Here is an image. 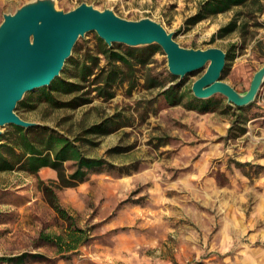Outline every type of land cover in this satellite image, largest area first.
Masks as SVG:
<instances>
[{
    "label": "rangeland",
    "instance_id": "374dc122",
    "mask_svg": "<svg viewBox=\"0 0 264 264\" xmlns=\"http://www.w3.org/2000/svg\"><path fill=\"white\" fill-rule=\"evenodd\" d=\"M26 1L0 0V24L4 13ZM84 1L101 9L111 7L130 19L150 16L174 31L186 47L229 50L237 44L222 78L240 91L250 87L264 65V10L252 2L191 27L186 20L203 0H58V6L71 10ZM240 11L249 26L214 39ZM97 36L91 31L81 37L76 44L79 54L96 50ZM150 66L166 79L164 88H146L143 72L136 88L120 85L113 98L91 91L90 103L58 108L38 101L37 93L30 107L16 108L22 117L72 138L117 116L110 132L88 134L93 143L79 141L85 154L104 157L115 167L91 171L85 181L57 188L61 203L91 236L77 250L64 253L46 235L62 233L68 223L48 202L38 176L19 169L0 171V257L27 254L0 264H209L231 257L264 264V86L245 109L250 117L247 133L231 138L229 128L238 106L226 96L216 94L217 106L204 111L189 106L191 93L175 105L162 94L172 84L191 88L206 68L183 79L171 78L163 48ZM93 89L94 85L85 88ZM75 94L58 97L69 100ZM115 147L119 151H111ZM65 165L67 172L74 170L72 161ZM51 172L40 171L46 184L58 180L57 172Z\"/></svg>",
    "mask_w": 264,
    "mask_h": 264
},
{
    "label": "trees",
    "instance_id": "16d2710c",
    "mask_svg": "<svg viewBox=\"0 0 264 264\" xmlns=\"http://www.w3.org/2000/svg\"><path fill=\"white\" fill-rule=\"evenodd\" d=\"M249 2L256 4L258 10H264L262 0H203L196 14L186 20V26L191 27L201 20L233 9L237 6L248 5ZM240 11L232 20L222 26L213 38H224L228 34L239 28H247L249 21L243 18ZM256 25H259L257 22ZM98 38V48H88L79 54V47L75 46L74 55L71 56L62 71L51 85L41 87L37 92L26 93L24 99L19 102L18 108L30 107L32 96L37 94L38 101H46L53 107L70 106L77 108L92 101L89 94L97 91L98 96L113 98L118 86L128 83L129 90L132 91L140 84V74L144 76V86L146 88H164L166 79L154 73V68L150 66L155 61L156 54L162 50L158 44L132 47L124 44L109 45L101 37ZM237 44H233L228 53L227 65L223 71L225 73L229 62L234 59ZM102 60L105 62L102 63ZM171 75V74H170ZM171 78H175L171 75ZM182 83L172 84L162 91L163 96L171 105L181 103L184 98L191 93V104L195 109L208 111L217 106L218 98H198L193 93V89L187 90ZM94 85L93 90H85L86 87ZM76 93L69 100H61L58 96L62 94ZM252 104L238 107L232 126L229 128L228 137H236L247 133V123L250 117L245 109ZM230 107V105H229ZM118 117H107L101 122L95 123L84 130L82 135L75 138L62 133L58 129L41 123L37 126L25 128L18 125H11V129L4 131L0 136V171L19 169L31 174H35L40 179V187L43 190L48 202L58 212L68 224L65 230L59 234H47V240L58 247L60 253L77 250L81 245L90 241L91 236L87 228L76 224V218L61 203L57 193V188L71 187L79 182L85 181L91 171L102 168H114L115 165L104 157L89 156L84 153L79 141L93 143L94 140L86 137L88 134H105L110 132L117 124ZM111 151H119L115 147ZM72 161L74 170L67 172L65 162ZM240 165L249 163L239 162ZM44 167L56 170L58 180H51V184H46L40 178V171ZM27 254L12 257H0V261H14L26 257Z\"/></svg>",
    "mask_w": 264,
    "mask_h": 264
},
{
    "label": "water",
    "instance_id": "95a60500",
    "mask_svg": "<svg viewBox=\"0 0 264 264\" xmlns=\"http://www.w3.org/2000/svg\"><path fill=\"white\" fill-rule=\"evenodd\" d=\"M0 24V136L3 127L29 128L41 122L22 117L16 108L26 93L49 86L62 74L81 37L95 31L110 46L123 43L138 47L160 45L170 72L184 78L202 68L193 83L198 98L222 94L229 103L244 107L256 101L264 86V65L254 74L246 91L222 78L227 51L222 47H186L164 23L150 16L126 18L111 8L101 9L86 1L71 10L58 0H28L14 12H6Z\"/></svg>",
    "mask_w": 264,
    "mask_h": 264
},
{
    "label": "crops",
    "instance_id": "0c3cea01",
    "mask_svg": "<svg viewBox=\"0 0 264 264\" xmlns=\"http://www.w3.org/2000/svg\"><path fill=\"white\" fill-rule=\"evenodd\" d=\"M44 169H51V173H54L53 171H55L56 172V170H54V169H52V168H49V167H44V168H42V171L44 170ZM209 264H254V263H252V262H248V263H242V262H240L239 260H236L234 257H231V261H227V260H225V261H218V262H212V263H209Z\"/></svg>",
    "mask_w": 264,
    "mask_h": 264
},
{
    "label": "bare ground",
    "instance_id": "6f19581e",
    "mask_svg": "<svg viewBox=\"0 0 264 264\" xmlns=\"http://www.w3.org/2000/svg\"><path fill=\"white\" fill-rule=\"evenodd\" d=\"M43 171H46V169H44Z\"/></svg>",
    "mask_w": 264,
    "mask_h": 264
}]
</instances>
